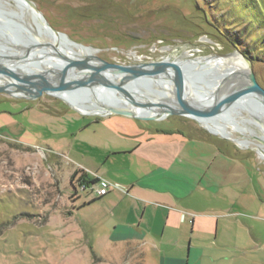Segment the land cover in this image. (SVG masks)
<instances>
[{
    "label": "rangeland",
    "instance_id": "rangeland-1",
    "mask_svg": "<svg viewBox=\"0 0 264 264\" xmlns=\"http://www.w3.org/2000/svg\"><path fill=\"white\" fill-rule=\"evenodd\" d=\"M31 1L70 42L113 63L182 57L185 45L199 43L205 44L202 53L211 45L224 53L254 48L253 70L264 88V0L263 4L259 0ZM0 4L10 22L23 24L21 29L10 27V34L21 41L29 36L49 41L38 36L27 12L6 0ZM12 12H20L22 18L11 17ZM0 45L17 49L4 39ZM41 68L48 69L43 64ZM103 95L102 99L111 100L117 96ZM97 98L88 95L85 103L100 106ZM238 119L233 126L239 130L229 131L232 137L252 141L262 135L252 113L235 109L225 121ZM113 120L133 119L81 115L49 95L34 100L0 94V264H151L144 247L106 245L97 225L88 221L93 220L90 213L71 218L76 195L87 193L70 180L68 170L78 168L70 147L84 135L106 138L104 127L113 126ZM139 122L185 134L188 126L196 127L215 142L219 158L224 152L230 156L228 168H219L230 170L225 181L232 186L230 198L222 190L214 193V202L220 205L214 211L211 233L201 243L209 254L213 252L210 264H264V161L247 148L253 145L239 148L182 117ZM225 198L230 200L229 208L222 204Z\"/></svg>",
    "mask_w": 264,
    "mask_h": 264
},
{
    "label": "crops",
    "instance_id": "crops-1",
    "mask_svg": "<svg viewBox=\"0 0 264 264\" xmlns=\"http://www.w3.org/2000/svg\"><path fill=\"white\" fill-rule=\"evenodd\" d=\"M191 127L185 134L143 126L137 119L113 120V126L104 127L106 138L84 135L70 147L78 168L68 170L69 176L77 183L93 181L88 188L99 177L118 189L102 197L88 190L77 194L71 218L90 213L88 221L97 225L106 245L144 247L151 264H210L213 252L201 242L211 233L220 205L214 193L222 190L229 197L230 170L219 168H228L230 156L224 152L219 158L214 141ZM229 198L222 203L228 208Z\"/></svg>",
    "mask_w": 264,
    "mask_h": 264
},
{
    "label": "water",
    "instance_id": "water-1",
    "mask_svg": "<svg viewBox=\"0 0 264 264\" xmlns=\"http://www.w3.org/2000/svg\"><path fill=\"white\" fill-rule=\"evenodd\" d=\"M22 2L33 15L31 20L39 33L38 36H65L47 23L31 0ZM8 15L0 4V39L7 40L17 48L14 51L0 45V94L34 100L43 95L53 96L81 115L115 114L143 121H159L170 116L182 117L194 121L202 128L204 127L200 120H214L218 117L225 120L235 109L264 114V88L256 79L251 59L237 49L224 53L211 45L207 53H202L201 47L205 44L199 43L185 45L182 57L128 64L109 62L90 54L71 57L59 49V45L55 46L49 41L40 42L33 36L21 41L10 34V27L21 29L23 24L10 22ZM10 15L13 18L21 17V13L12 12ZM25 26L31 29L28 25ZM41 27L48 28V32L41 31ZM35 50H38L39 56H34ZM44 55L60 59L62 65L42 69L40 59ZM28 61L31 62L27 69L17 66ZM217 62L231 67L238 64L240 67L226 70L217 67ZM108 76H114L118 80H112ZM165 85L172 95V104L147 98L150 95H158L157 88ZM97 86L105 88L114 96L117 95L114 100L96 99L97 104L104 109L101 113H83L58 95L69 93L78 102L85 103V97L91 95L92 88ZM132 90L141 92L142 98L137 99ZM121 99L140 112L120 107L118 104ZM208 100L210 102L202 104ZM204 129L212 136L234 143Z\"/></svg>",
    "mask_w": 264,
    "mask_h": 264
},
{
    "label": "bare ground",
    "instance_id": "bare-ground-1",
    "mask_svg": "<svg viewBox=\"0 0 264 264\" xmlns=\"http://www.w3.org/2000/svg\"><path fill=\"white\" fill-rule=\"evenodd\" d=\"M6 1L9 4H14V6L17 9L27 12V14L30 17L33 16L31 11L29 9H27L26 7H24V3L22 2V0H6ZM18 13L20 14V12H18ZM21 18H22V16H21ZM32 25L36 29V27L33 23H32ZM36 25L38 26V24H36ZM38 27H40V26H38ZM31 29H32V27H31ZM40 29L44 33L48 32L47 31L48 28L44 29L43 27H41ZM47 37L49 38V42H51L55 46L59 45V49H61L68 56L82 57L84 55H88V54L92 55L93 54V50H91L90 48H87V47H84L81 45H73L67 39V36L59 37L56 35H50ZM41 40H44V39H41ZM64 45L65 46L67 45V47H65ZM39 55L40 54H39L38 50H35L34 56H39ZM28 62H30V61H28ZM28 62H23L21 64H18L17 66L25 68V66H26L25 64H27ZM41 62H42L41 64H43V66H45L47 68H50L52 66L58 67V66L62 65V62L60 59L55 58L53 56H48V55L42 56ZM216 65H217V67L226 68V70L227 69L228 70L238 69V67H240V65H238V64L236 66L231 67L230 65L223 64L221 62H217ZM15 66H13V67H15ZM108 77L111 78L112 80H115V81L118 80L114 76H108ZM0 80H1L0 82H2L1 78H0ZM166 87L167 86L165 85V86H162V88L161 87L157 88L158 89V95H150L147 98H149L151 101H160L161 100V101H166L167 103L172 104V95L169 93V91L166 89ZM161 89H162V91H161ZM132 92H133L132 94L137 99L142 98V96H140L141 92L136 93L135 90H132ZM91 93H92V95H94L96 97L102 98V96H105L103 94H108V90H106L105 88H103L101 86H97V87L92 88ZM58 95L83 113H101L102 111H104L102 106H98L95 103L86 104V103L78 102L77 99L74 96L70 95L69 93H60ZM203 96H205V95H203ZM207 102H210V100H208L206 102H202V104L207 103ZM118 105L122 108H125V109H131L132 108L127 103V101L124 99H121ZM133 110L136 112H140L138 109H133ZM252 117L255 120V126L262 133V135L260 137H255L254 140H252V141L247 139V138H244V137H238L237 138V137H232L230 135L229 131L239 130V129H235V127L233 126V123H235V122L239 123V119L237 121L236 120L225 121L221 117H218L214 120H200V123L204 128L211 131L212 133L232 140L240 148H242L246 144L253 145V146L247 147V148L255 150L258 154L259 159L264 161V114L262 112H256V113L252 114Z\"/></svg>",
    "mask_w": 264,
    "mask_h": 264
},
{
    "label": "built area",
    "instance_id": "built-area-1",
    "mask_svg": "<svg viewBox=\"0 0 264 264\" xmlns=\"http://www.w3.org/2000/svg\"><path fill=\"white\" fill-rule=\"evenodd\" d=\"M188 52L191 53L190 50ZM96 183L90 188H85L84 186H79L80 191L85 192L86 190L90 191L95 197H102L108 194L113 189H118V186L110 184L106 180L97 177Z\"/></svg>",
    "mask_w": 264,
    "mask_h": 264
},
{
    "label": "trees",
    "instance_id": "trees-1",
    "mask_svg": "<svg viewBox=\"0 0 264 264\" xmlns=\"http://www.w3.org/2000/svg\"><path fill=\"white\" fill-rule=\"evenodd\" d=\"M259 3L260 4H263V2L261 1V0H259ZM262 48H264L263 46H262ZM246 49V48H245ZM243 54H245L249 59H251V61L253 62V59H252V56L255 58V55H254V48H247L246 49V52H242ZM70 180L72 181V180H74V175H72L71 177H70ZM97 181V180H96ZM90 183H93V181L91 182V181H88V180H85V179H83V178H80L79 180H78V185L79 186H84L85 188H88V185H90ZM96 183V182H95ZM94 183V184H95Z\"/></svg>",
    "mask_w": 264,
    "mask_h": 264
}]
</instances>
